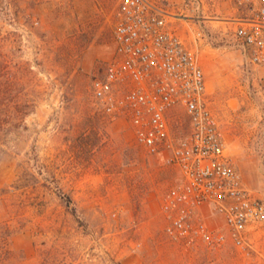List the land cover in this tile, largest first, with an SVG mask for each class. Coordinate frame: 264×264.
Listing matches in <instances>:
<instances>
[{
	"label": "rangeland",
	"instance_id": "obj_1",
	"mask_svg": "<svg viewBox=\"0 0 264 264\" xmlns=\"http://www.w3.org/2000/svg\"><path fill=\"white\" fill-rule=\"evenodd\" d=\"M121 1L0 0V227L13 232L15 264H264V227L250 254L229 244L187 255L165 236L179 170L105 117L93 93L116 56ZM163 1L187 17L178 32L199 55L244 184L264 200V67L235 36L264 0Z\"/></svg>",
	"mask_w": 264,
	"mask_h": 264
},
{
	"label": "built area",
	"instance_id": "obj_2",
	"mask_svg": "<svg viewBox=\"0 0 264 264\" xmlns=\"http://www.w3.org/2000/svg\"><path fill=\"white\" fill-rule=\"evenodd\" d=\"M186 18L163 0H122L116 56L95 79L94 97L105 117L126 121L138 144L179 170L181 181L162 206L167 239L187 255L229 244L250 254L253 233L264 227V200L244 184L230 154L199 55L176 26ZM235 36L249 61L264 67V6L238 21ZM210 213L225 222L224 230L210 227Z\"/></svg>",
	"mask_w": 264,
	"mask_h": 264
},
{
	"label": "trees",
	"instance_id": "obj_3",
	"mask_svg": "<svg viewBox=\"0 0 264 264\" xmlns=\"http://www.w3.org/2000/svg\"><path fill=\"white\" fill-rule=\"evenodd\" d=\"M58 196L68 208H71L73 200L70 196L59 190ZM13 232L8 227H0V264H15L14 252L11 247ZM56 257L46 258L43 264H55Z\"/></svg>",
	"mask_w": 264,
	"mask_h": 264
},
{
	"label": "crops",
	"instance_id": "obj_4",
	"mask_svg": "<svg viewBox=\"0 0 264 264\" xmlns=\"http://www.w3.org/2000/svg\"><path fill=\"white\" fill-rule=\"evenodd\" d=\"M254 192H255V191H254ZM256 194H257V196H258V197H260V198H261V196H260L258 193H256Z\"/></svg>",
	"mask_w": 264,
	"mask_h": 264
}]
</instances>
